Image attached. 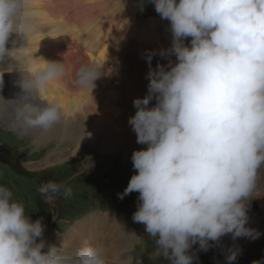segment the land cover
<instances>
[{
	"label": "clouds",
	"instance_id": "clouds-1",
	"mask_svg": "<svg viewBox=\"0 0 264 264\" xmlns=\"http://www.w3.org/2000/svg\"><path fill=\"white\" fill-rule=\"evenodd\" d=\"M149 2L169 22L171 45L159 52L169 58L153 69L156 53L145 57L147 94L133 101L135 114L128 124L136 143L146 148L133 151L136 174L117 196L122 200L139 194L132 220L145 226L156 259L193 264L198 261L195 253L189 254L193 245L207 252L210 241L228 234L233 240L261 235L246 225L248 201L258 190V170L264 166V0ZM27 5L28 0H0V85L3 69L13 67L5 66V60L18 51L6 47L10 37L32 31ZM44 63L23 80L31 99V93L65 76L63 63ZM101 75V67L81 64L74 85L91 96ZM0 108L6 110L3 104ZM13 117L21 134L48 132L62 120L55 104H25ZM75 132L85 135L84 127ZM62 187L48 181L38 192L45 204H54ZM64 195L71 196L72 189L64 187ZM44 231L42 218L31 220L24 204L0 186V264H107L101 246L86 244L70 252L63 244L59 249L48 245L43 251ZM240 253L238 247L229 248L226 264H233Z\"/></svg>",
	"mask_w": 264,
	"mask_h": 264
},
{
	"label": "bare ground",
	"instance_id": "bare-ground-1",
	"mask_svg": "<svg viewBox=\"0 0 264 264\" xmlns=\"http://www.w3.org/2000/svg\"><path fill=\"white\" fill-rule=\"evenodd\" d=\"M121 1L28 0L27 8L32 13L30 18L32 31L24 36L14 34L6 45L7 48L18 51L10 54V60H5V66L12 64L13 67L3 69L6 72L2 77L3 84L0 85V104H3L7 111L0 108V121L21 134L18 131L20 123L13 117L17 108L29 103L55 104L62 114L60 124L48 132L32 129L27 134H21L31 137L36 146H44L52 140L63 145L86 142L99 154H107L109 150L124 151L123 159L128 161L131 160L133 151L146 148V145L136 143V135L128 124V119L135 114V108L131 104L127 111L123 110V113H120L122 108H118L119 111L116 108L121 105V100L128 102L145 97L141 94V88L135 78L128 76L127 62L133 63L135 56L138 57L140 63L138 75L141 76L148 71V68L143 67L146 59L138 52L132 55L125 47L112 50L110 38L120 31L125 44L138 45V40L143 39L144 34L149 32L148 26L151 23L156 26V23L153 19L148 22L137 19L133 8L135 5L130 6ZM71 13L73 16L70 15ZM159 21L158 24H163L161 20ZM74 22H78L80 30L73 26ZM147 38L152 39V37ZM153 38L162 45L166 43L171 45L172 37L166 25L163 30H157ZM133 39L137 40L133 42ZM189 40L190 38L185 42L188 44ZM119 61H122V66ZM44 62L63 63L70 73L68 75L65 73L62 81L50 82L44 91L31 93L33 98L31 99L22 87L23 80L28 79V75L33 76L38 70L43 69ZM84 63L101 67L102 75L94 82L96 87L91 92L93 100L90 91H80L74 85L75 71ZM157 63L162 64L154 59L152 66L155 68ZM126 82L128 86L125 85ZM152 104L154 101L149 106L151 107ZM121 106L123 107V104ZM104 108L106 109L103 110ZM123 119L125 121H121ZM115 122L118 127L113 129L111 124ZM124 123L127 124L126 128L119 125ZM119 126L122 128L120 129ZM83 127L85 135L82 138L76 134L75 129L79 128L82 131ZM47 160L50 161V158ZM46 163L50 162L46 161ZM262 187H264V173L261 172L258 189ZM253 201L264 211V195H258ZM92 219L89 223L76 225L70 234L54 240L49 245L59 249L63 244L66 250L73 252L91 242L92 246L103 247L105 256L112 258L107 264H137L126 256L124 245L125 239L129 236L124 226L113 217L92 215ZM259 222H261L259 219L254 221L249 219L246 226L253 228ZM85 238L86 242H84ZM246 239L248 238L241 237L233 240L231 234H228L215 243L222 252L227 253L229 248H240Z\"/></svg>",
	"mask_w": 264,
	"mask_h": 264
},
{
	"label": "rangeland",
	"instance_id": "rangeland-1",
	"mask_svg": "<svg viewBox=\"0 0 264 264\" xmlns=\"http://www.w3.org/2000/svg\"><path fill=\"white\" fill-rule=\"evenodd\" d=\"M121 3L130 6L134 4L133 8L137 19L140 18L144 22L155 20L156 26L151 23L152 25L150 24L147 28L149 32L144 34L141 40H145L147 37H152L154 40V33L157 30H163L164 25L168 30L169 22L160 18L149 0H122ZM159 20L163 24H158ZM118 33L123 37L120 31L114 33V36L112 35V50H117V43L120 40ZM138 62V57L135 56L133 61L135 68L128 72V76L135 78L141 88V93L146 95L144 75L141 80H138L140 67ZM119 63L122 66V61ZM66 71L68 75L70 71ZM125 85L128 86L127 82ZM42 101L45 100L42 99ZM121 101L120 104H123V107L120 105L116 108L117 111H119L118 108H122L120 113H123V110L127 111L131 104L133 106L134 100ZM34 102L36 101L34 100ZM115 124L116 122L111 124L113 129L118 127ZM119 125H122L123 128L127 126L125 123ZM119 128L122 127L119 126ZM50 142H47L46 146H36L31 137L13 131L9 125L0 121V186L10 189L13 199L24 204L26 214L30 216L31 220L42 218V223L45 225L42 238L46 241L43 251H47V245L54 240L70 234L76 225L92 221V215H101L115 218L126 229L129 236L125 239L124 245L127 258L136 261L137 264H169V261L164 257L158 259L154 257L155 245L151 238L147 237L144 231L145 226L132 220L139 194L133 192L122 200L117 196L127 187L131 176L136 174L131 160L123 159L124 151L112 150L111 152L109 150L107 154H99L86 142L83 144L74 142L67 145L54 140ZM61 150L64 151L61 152ZM47 158H50V161ZM45 160L50 163L47 164ZM258 171L264 173V166ZM48 181L71 188L72 195L66 197L64 187H62L55 203L45 204L38 188ZM260 194L264 195V187L258 189L253 194L254 196L250 197L247 215L253 221L261 220L253 227L261 235L255 240L246 239L244 244L240 245L241 253L233 264H252L253 261L264 260V211L253 201ZM132 234L144 238V240L138 241ZM86 240L85 238L84 242ZM209 243L212 246L207 252L200 251L198 244L193 245L189 254L195 253L198 256V261L194 260L193 264H226L227 253L222 252L217 243L211 241ZM90 244L91 242H89ZM111 259L107 257V262Z\"/></svg>",
	"mask_w": 264,
	"mask_h": 264
}]
</instances>
